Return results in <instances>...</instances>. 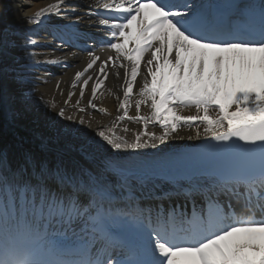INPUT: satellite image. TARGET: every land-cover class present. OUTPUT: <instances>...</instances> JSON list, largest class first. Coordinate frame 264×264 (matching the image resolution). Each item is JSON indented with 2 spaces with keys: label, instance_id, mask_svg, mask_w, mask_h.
<instances>
[{
  "label": "snow or ice",
  "instance_id": "6c2138e0",
  "mask_svg": "<svg viewBox=\"0 0 264 264\" xmlns=\"http://www.w3.org/2000/svg\"><path fill=\"white\" fill-rule=\"evenodd\" d=\"M84 8L92 45L79 43ZM25 22L0 21V264H264V0H56ZM41 31L63 57L39 58ZM70 48L88 57L80 99L46 104L41 70L75 67ZM109 67L124 70L120 114L93 128L77 112L93 81L88 107L107 114L95 101ZM176 140L200 144L144 158Z\"/></svg>",
  "mask_w": 264,
  "mask_h": 264
},
{
  "label": "bare ground",
  "instance_id": "6f19581e",
  "mask_svg": "<svg viewBox=\"0 0 264 264\" xmlns=\"http://www.w3.org/2000/svg\"><path fill=\"white\" fill-rule=\"evenodd\" d=\"M56 0H0V21L14 24L17 26V28L21 31H24L29 28H35L36 25H29L25 22L26 17H31L34 15L36 11L39 9L46 7L47 5L51 3H55ZM69 3H75V4H81V5H87L94 2V0H67ZM30 8V11L28 10ZM85 10L86 8L79 10L80 15L86 16ZM52 19H57L56 17H53ZM65 22L71 23L72 21L64 19ZM87 19L80 21L81 24H85L84 27H79V30L82 33H87L86 28L89 27V24L86 22ZM48 32L41 31L39 32L38 36L34 37L38 39V42L40 44V47L38 49H35L37 52L47 54V55H41L40 59H57L64 56V53L62 51H55L54 55L52 54L54 44L51 38L46 37ZM88 34V33H87ZM92 36V35H90ZM82 43V42H81ZM85 43H82V45ZM89 44V43H88ZM71 52L70 50H68ZM105 52V53H104ZM102 53V59H106L108 56L114 54L115 52H109L104 51ZM88 59L82 57L78 54V56L73 59L72 57H69L67 60V63L69 65L74 64L75 67H69L64 68L60 66L55 65H49L43 68L42 72L50 73L46 77L47 83H41L39 84V90L37 92V95L42 96L43 102L49 105L55 104L57 107L64 106V101L67 98V94L69 91H75V95L72 97V102L75 103L79 97L80 92V86H78L76 89H72L71 85L74 82V76L77 71H80L86 64ZM97 69L90 70L87 74H92L93 72H96ZM121 71V77L117 79V77L114 75V70L109 67L108 70V79L105 81V87L100 90V92L97 94L98 98L96 99L95 103L98 107H103L107 109V114H100L98 112H93V110L88 107V101L91 98V87L93 86V81L89 82V88L85 90V95L83 99L81 100V106L86 108V114H81L77 112V115H84L85 119H91L93 128H96L97 124L101 126H110L111 123L115 120V118L120 114V111L118 110V101L115 98L114 94H121L120 89L123 84V71ZM141 80H137V88L134 89V98H135V92L138 90V88L141 86ZM59 85V88L57 87ZM67 109L69 112L76 111L72 108L71 104L67 105ZM142 112L144 114H149V109L147 107L142 108ZM135 106L133 103L132 108L130 109V115H135ZM185 115L194 114L191 111L185 110ZM127 127L134 130H141L142 126L137 125L134 123L126 122ZM150 130H156L159 131L158 127H155L153 125H150ZM118 134L127 135L129 139L134 138L132 132H129L127 134H124L121 129H118ZM182 135H188L189 133L187 131H182ZM89 135H93V133L89 132ZM200 143L199 141H171L167 145H161L160 148L163 150H170V149H176L181 146H189ZM148 152L151 150H147ZM111 153V150H109V153Z\"/></svg>",
  "mask_w": 264,
  "mask_h": 264
}]
</instances>
